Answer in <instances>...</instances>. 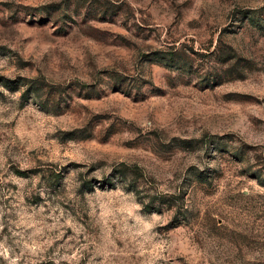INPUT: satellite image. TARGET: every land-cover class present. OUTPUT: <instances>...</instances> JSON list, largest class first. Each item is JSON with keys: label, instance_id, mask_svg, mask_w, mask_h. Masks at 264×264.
Instances as JSON below:
<instances>
[{"label": "rangeland", "instance_id": "1", "mask_svg": "<svg viewBox=\"0 0 264 264\" xmlns=\"http://www.w3.org/2000/svg\"><path fill=\"white\" fill-rule=\"evenodd\" d=\"M0 264H264V0H0Z\"/></svg>", "mask_w": 264, "mask_h": 264}]
</instances>
